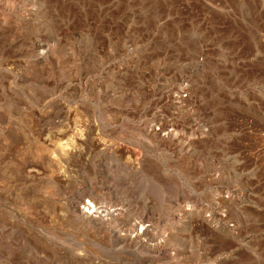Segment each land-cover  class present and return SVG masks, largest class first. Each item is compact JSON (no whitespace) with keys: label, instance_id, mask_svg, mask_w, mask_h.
<instances>
[{"label":"rangeland","instance_id":"374dc122","mask_svg":"<svg viewBox=\"0 0 264 264\" xmlns=\"http://www.w3.org/2000/svg\"><path fill=\"white\" fill-rule=\"evenodd\" d=\"M0 264H264V0H0Z\"/></svg>","mask_w":264,"mask_h":264},{"label":"bare ground","instance_id":"6f19581e","mask_svg":"<svg viewBox=\"0 0 264 264\" xmlns=\"http://www.w3.org/2000/svg\"><path fill=\"white\" fill-rule=\"evenodd\" d=\"M35 152V153H42V152H46V148L44 147V145H42V144H40L39 145V148L37 149V150H35V151H33V150H30V152ZM56 163L54 162V165H55ZM87 192H85V194H86ZM81 208L83 209V211L84 212H88V213H92L93 211H94V209H95V204L94 203H92V201H90V200H86V202L84 203V205H82L81 206ZM115 224V223H114ZM124 241V240H123Z\"/></svg>","mask_w":264,"mask_h":264}]
</instances>
